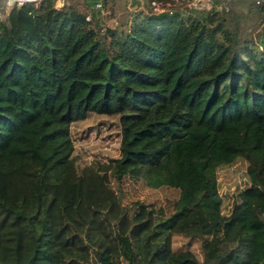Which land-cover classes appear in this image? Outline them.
Wrapping results in <instances>:
<instances>
[{
  "label": "trees",
  "instance_id": "16d2710c",
  "mask_svg": "<svg viewBox=\"0 0 264 264\" xmlns=\"http://www.w3.org/2000/svg\"><path fill=\"white\" fill-rule=\"evenodd\" d=\"M61 1L0 14V264H264V3L104 28ZM91 113L118 117L120 154L79 169L71 125ZM239 158L250 184L225 213L218 168ZM128 181L178 196L125 202Z\"/></svg>",
  "mask_w": 264,
  "mask_h": 264
},
{
  "label": "rangeland",
  "instance_id": "374dc122",
  "mask_svg": "<svg viewBox=\"0 0 264 264\" xmlns=\"http://www.w3.org/2000/svg\"><path fill=\"white\" fill-rule=\"evenodd\" d=\"M87 3L88 18L94 19L102 27H120L129 17L131 11L160 12L170 8H196L208 10L210 0H107L103 6L101 0H73ZM63 1L57 2L62 6ZM98 3V4H97ZM0 14L2 18L12 6L4 7L1 1ZM71 136L74 142L76 164L79 169L94 161L109 162L120 154V129L116 115L91 113L85 119L73 122ZM219 192L223 197V212L228 213L241 189L249 186L247 162L239 158L234 163L218 168ZM111 186L116 191L117 185L111 180ZM120 193V192H119ZM123 200L126 202L142 199L164 206L178 196V191L168 187L151 189L142 182L128 181L123 189ZM173 249H190L201 261L203 254L197 239L175 234ZM120 264H127L122 261Z\"/></svg>",
  "mask_w": 264,
  "mask_h": 264
},
{
  "label": "built area",
  "instance_id": "2783aa9c",
  "mask_svg": "<svg viewBox=\"0 0 264 264\" xmlns=\"http://www.w3.org/2000/svg\"><path fill=\"white\" fill-rule=\"evenodd\" d=\"M0 1H3V2H5V6L4 7H9L8 5H7V3H6V0H0ZM13 1V6L14 5H21V4H23V3H34V4H36L37 2H39V0H12ZM59 1H61V0H57V2H59ZM255 2L257 3V4H263L264 3V0H255ZM12 6V7H13ZM2 7V5H0V8Z\"/></svg>",
  "mask_w": 264,
  "mask_h": 264
},
{
  "label": "water",
  "instance_id": "95a60500",
  "mask_svg": "<svg viewBox=\"0 0 264 264\" xmlns=\"http://www.w3.org/2000/svg\"><path fill=\"white\" fill-rule=\"evenodd\" d=\"M6 3L8 6H13L14 4L12 0H6Z\"/></svg>",
  "mask_w": 264,
  "mask_h": 264
}]
</instances>
